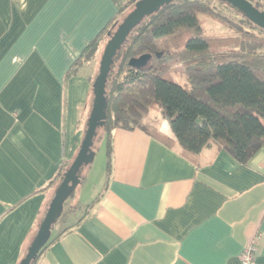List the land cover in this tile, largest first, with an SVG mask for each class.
I'll use <instances>...</instances> for the list:
<instances>
[{"label":"crops","instance_id":"1","mask_svg":"<svg viewBox=\"0 0 264 264\" xmlns=\"http://www.w3.org/2000/svg\"><path fill=\"white\" fill-rule=\"evenodd\" d=\"M130 1L0 0V264L20 262L79 150L106 34L74 62ZM103 138L104 181L82 201V175L86 208L34 264H239L252 242L264 264V144L242 164L216 143L194 158L138 128Z\"/></svg>","mask_w":264,"mask_h":264},{"label":"trees","instance_id":"2","mask_svg":"<svg viewBox=\"0 0 264 264\" xmlns=\"http://www.w3.org/2000/svg\"><path fill=\"white\" fill-rule=\"evenodd\" d=\"M135 1L120 7L111 26L88 42L74 65L94 56L101 33L107 41L108 32ZM248 1L264 11V0ZM233 10L237 17L223 13L211 0H172L144 16L118 50L107 76L102 127L108 138L114 128H138L168 145L176 143L186 156L195 158L216 143L238 163L252 158L264 144V29ZM202 15L232 29L234 36L205 34ZM144 53L151 55L146 67L128 66L129 58ZM175 64L181 65L188 88L164 78ZM153 110H159L168 122L173 142L149 121ZM70 164L58 168V183ZM83 206L76 202L66 209L63 205L55 222L60 230L45 246L76 223L69 222L80 217ZM76 211H80L78 216H74Z\"/></svg>","mask_w":264,"mask_h":264},{"label":"water","instance_id":"3","mask_svg":"<svg viewBox=\"0 0 264 264\" xmlns=\"http://www.w3.org/2000/svg\"><path fill=\"white\" fill-rule=\"evenodd\" d=\"M170 1L172 0H136L133 8L124 16L116 28L108 32V39L100 55L98 72L92 83V104L79 150L56 186L53 197L40 221L38 229L18 264H32L37 259L40 251L50 237L54 223L62 211L64 201L80 183L79 168L82 164L90 163L93 160L94 154L90 147L97 128L103 126L106 119V80L118 50L132 29L141 22L144 16L155 12L162 5ZM221 1L237 9L254 24L264 29V11L256 8L248 0ZM150 59L151 55L144 53L129 58L127 64L134 68H144Z\"/></svg>","mask_w":264,"mask_h":264},{"label":"rangeland","instance_id":"4","mask_svg":"<svg viewBox=\"0 0 264 264\" xmlns=\"http://www.w3.org/2000/svg\"><path fill=\"white\" fill-rule=\"evenodd\" d=\"M211 3L219 10H221L223 13L227 14L230 17H237L236 12L233 10V8H230V6L225 5L223 3H220L219 1L216 0H211ZM264 9V6L262 7ZM128 11V10H127ZM126 11V12H127ZM125 14V12L121 15V17ZM120 18V17H119ZM118 18V19H119ZM121 19V18H120ZM119 19V20H120ZM201 24H202V29L203 32L207 35L211 36H234L235 32L223 25L222 23L212 19L210 16H200ZM256 31V30H255ZM106 43V42H105ZM105 45V44H104ZM103 50V49H102ZM100 55L97 56V71L98 72V66H99V60H100ZM96 76V75H95ZM95 78V77H94ZM164 78L169 79L182 87L188 88V82L181 71V65L180 64H175L172 67H170L167 71V73L164 75ZM151 119L153 121H157L156 123L159 124L162 120H165L161 112H152L150 114ZM105 131L104 128L98 127L96 130V134L93 138L92 145L90 147L91 151L93 152V160L90 163L87 164H82L81 167L78 170L79 175L84 174V181L81 183L82 187L77 186L75 190L71 193V195L65 200L64 202V208H71L72 205L77 201V195L78 191L81 187V200L85 201L88 197V195H91V192L94 189L93 187L100 186L101 183L104 181V167H105V162H106V148H105V138L102 139V141L99 144L98 141V136L102 134V132ZM99 144V145H97ZM98 146V148H97ZM81 182V181H80ZM76 197V201H75ZM75 201V202H74ZM79 209V208H78ZM80 214V211H76L74 216H78ZM72 216V217H74Z\"/></svg>","mask_w":264,"mask_h":264},{"label":"built area","instance_id":"5","mask_svg":"<svg viewBox=\"0 0 264 264\" xmlns=\"http://www.w3.org/2000/svg\"><path fill=\"white\" fill-rule=\"evenodd\" d=\"M256 245L252 242L247 244L239 254V264H256Z\"/></svg>","mask_w":264,"mask_h":264}]
</instances>
